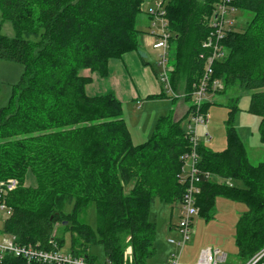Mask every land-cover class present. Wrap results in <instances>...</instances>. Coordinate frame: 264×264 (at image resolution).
Masks as SVG:
<instances>
[{
    "label": "trees",
    "instance_id": "16d2710c",
    "mask_svg": "<svg viewBox=\"0 0 264 264\" xmlns=\"http://www.w3.org/2000/svg\"><path fill=\"white\" fill-rule=\"evenodd\" d=\"M144 1L0 0L2 19L14 32L2 33L0 24V59L23 65L0 107V181L17 183L5 196L10 214L0 230L15 242L49 248L53 239L60 249L67 233L65 252L93 263L89 247L97 237L103 248L101 264H147L154 254L155 224L148 207L155 198L172 207L181 201L184 184L177 176L180 157L189 149L186 134L180 121L167 114L158 118L146 141L135 145L115 94L85 91L92 73L108 75L110 60L130 52L141 60L146 57L135 25ZM217 2L159 1L173 48L170 82L176 89L184 73L185 99L203 74L200 56L208 51L201 44ZM230 4L252 16L243 30L233 25L226 32L224 56L213 62L211 80L251 91L247 111L260 118L264 143V0ZM149 18L154 37V17ZM84 70L88 72L82 74ZM165 95L169 97L162 89L157 96ZM226 128L225 149L197 146V166L211 177L200 184L196 206L209 218L217 196L245 204L234 227L237 254L245 261L264 247V161L253 165L247 160L230 115ZM28 171L35 178L33 186L24 184ZM229 180L238 185L227 184ZM90 202L95 204V231L80 219ZM1 264L47 263L6 256Z\"/></svg>",
    "mask_w": 264,
    "mask_h": 264
},
{
    "label": "rangeland",
    "instance_id": "374dc122",
    "mask_svg": "<svg viewBox=\"0 0 264 264\" xmlns=\"http://www.w3.org/2000/svg\"><path fill=\"white\" fill-rule=\"evenodd\" d=\"M159 1L160 0H145L141 6L142 11L139 12L135 24L136 28L139 30V33L137 34L139 49L146 55V58L148 59L147 65H149V67L152 68L157 75V71H159L157 66L159 51L152 48L154 38L150 34L151 19L148 18L149 15L147 13L150 9H155L156 3ZM251 16L252 13L250 11L236 8L235 11L227 17L232 20L234 28L241 31L247 26ZM0 24L2 33L8 36L14 35L10 22L2 19L1 9ZM172 55L173 48L171 46L167 50V56L171 59ZM123 56H138V54L136 52H130ZM138 58L141 59L139 56ZM112 60L113 62H116L113 76L109 77V79L105 82L98 83L95 88L92 85H87L85 87V91L88 94L89 92L92 93L95 89H103L108 85H112L114 87L116 85L114 79H119V73L122 72V64L117 63L118 61L116 59ZM171 64L172 60L168 61L167 65L170 66ZM147 65H144V67ZM138 71L142 72V70ZM22 72L23 65L21 63L0 59V107L7 103L13 85L17 84ZM86 72H88V70L82 71V74H85ZM92 74H95L101 79L108 76L102 77L97 73ZM92 74L90 83H94L96 80H94L95 77H92ZM126 83L129 87L134 86L138 91L143 87L145 89H152L153 86H155L154 78L150 77V73L148 78L144 79V81L140 78L139 72L136 76H133L131 73L126 74ZM158 84L161 85L160 82H158ZM187 90V78L184 73H182L177 80V88L174 89L175 97L173 98H183ZM250 95L251 91L240 89L237 85L226 87L220 80V86L212 92L206 93L202 98V102L205 104V122L199 123L196 126V131L202 141V144H204V147L210 149L211 151H221L227 147L226 122L228 121L230 115L232 127L244 148L247 160L251 164L256 165L259 162L264 161V143L261 142L259 137L258 128L260 118L247 111ZM115 96L121 100L124 107L128 104V98L130 97L128 91L121 90L119 96ZM142 100L143 99H141V101ZM194 102V96H191L190 100L186 101V103ZM134 105L133 108H135ZM145 108L146 107H144V109ZM154 109L158 112V114L165 113V107L159 102L155 104ZM171 118H173L172 114ZM181 127L185 134L190 132L185 119L182 121ZM228 183L238 185V182L232 180L227 181V184ZM24 184L26 186H33L35 184V178L31 171L26 173ZM171 210L173 214V216H171L172 221L169 219ZM245 211L246 206L242 202L227 199L222 196H217L214 199L212 217L204 218L197 210L193 216L190 239L181 249L177 264H195L201 250L207 247L217 248L221 252H225L227 254L226 261L221 264H241L243 260L237 254L234 239V227L238 217ZM176 214L177 205L172 207L170 204L162 202L157 198H155L149 205L148 217L155 224L153 241L155 251L154 254L147 260V264H167V255L172 252H179V249L174 244H170L168 242V239H173L175 241L179 239V234L172 229V225L177 222ZM80 219L85 221L92 228V230H96L97 217L94 202L89 203L85 214L82 213ZM96 240L91 242L89 252L94 257L93 263L101 264L103 261V248ZM60 250L62 252L69 250V237L67 233L64 234V244Z\"/></svg>",
    "mask_w": 264,
    "mask_h": 264
},
{
    "label": "built area",
    "instance_id": "2783aa9c",
    "mask_svg": "<svg viewBox=\"0 0 264 264\" xmlns=\"http://www.w3.org/2000/svg\"><path fill=\"white\" fill-rule=\"evenodd\" d=\"M231 0H218L215 5V12L208 23L210 28L207 38L202 42V47L206 48L208 53L201 55L204 59V70L201 79L193 85L191 96L195 97V102L192 103V110L189 112L187 121L190 132L186 134L189 149L181 155L180 171L178 174V181L184 184V191L181 201L178 204L177 222L173 225L174 230L179 234L178 240L168 239L170 244H174L179 252H172L167 257V264H177L179 254L183 246L189 241L193 216L197 212L196 196L200 192V184L211 177L207 171L198 168V154L197 146L200 143L196 131V126L199 123L205 122V116L201 113V106L203 104L202 98L214 89L220 86V80L212 79L213 74L212 64L214 61L221 59L224 56V48L222 46L223 38L233 24L232 20L227 16L235 11ZM150 16L154 17L151 22L152 34L154 35V42L152 48L159 51L157 57V66L159 68L158 77L163 90L171 97H175L174 89L171 85L168 66L167 50L169 48L168 41L170 33L167 29V23L164 19V11L159 2L156 3L155 9L148 11ZM17 186L16 180L6 179L0 181V224L9 214L10 209L5 203V196L7 192L12 191ZM49 248H41L39 245L32 246L30 244L24 245L14 241V237L0 230V264L4 261L6 256H13L21 258L26 263H47V264H94L87 261L83 257L73 256L70 253L62 252L56 247L53 239L48 240ZM227 259V254L221 252L217 248L207 247L199 253L195 264H221ZM241 264H264V247L255 252L249 259L243 261Z\"/></svg>",
    "mask_w": 264,
    "mask_h": 264
},
{
    "label": "crops",
    "instance_id": "0c3cea01",
    "mask_svg": "<svg viewBox=\"0 0 264 264\" xmlns=\"http://www.w3.org/2000/svg\"><path fill=\"white\" fill-rule=\"evenodd\" d=\"M149 18V17H148ZM149 20V19H148ZM154 38V37H153ZM118 62L121 63V69L122 72L119 73V79H114L116 82V85L113 87L112 85H108L104 87L103 89H95L93 92H89L90 95L100 94L107 91L114 92L115 95L119 96V93L121 90H125L129 92V98H128V104L124 107L122 104V118L126 124V127L128 129L130 139L133 144H141L144 141L148 139L150 134L153 131L154 124L158 120V118L162 116H166L167 114H172L174 121H180V124L185 119L188 121L189 115H187L188 109L192 103H186V101H189V99L183 98H177L175 100H172L171 96L168 97V95L165 96H157L160 94L162 88V85H159L158 82H160L158 79L157 73L152 70V68L147 65V58H143L142 60L138 58V56H122L119 59H116ZM115 61V60H114ZM116 62H113V60H110L108 63V76L106 78H99L95 74H92V77L94 76V83L88 84L89 86H93L94 88L96 85L100 82H105L109 77L113 76L114 68L116 67ZM144 65H147L144 67ZM138 70H142L138 71ZM139 72L140 78L144 81V79L148 78V75L150 73V77L154 78L155 86H153L152 89H145L144 87L141 90H137L134 86L129 87L126 83V74H132L133 76H136V74ZM158 72V71H157ZM152 73V76H151ZM93 82V81H92ZM154 85V84H153ZM149 95H155L157 97H149ZM141 99H143L141 101ZM159 102L165 107V113H160L154 109L155 104ZM135 104V105H134ZM133 105L135 108H133ZM144 107H146L144 109ZM187 115V116H186ZM199 137V136H198ZM199 142L202 144V141L199 138ZM204 145V144H202ZM229 184V183H228ZM178 205H177V214L178 216ZM171 216L172 210L169 216L170 221H172ZM174 223V222H173ZM172 229H174V226L172 225ZM65 252V251H64ZM168 257V255H167ZM166 257V261H167ZM179 261V259H178ZM178 263V262H177Z\"/></svg>",
    "mask_w": 264,
    "mask_h": 264
},
{
    "label": "water",
    "instance_id": "95a60500",
    "mask_svg": "<svg viewBox=\"0 0 264 264\" xmlns=\"http://www.w3.org/2000/svg\"><path fill=\"white\" fill-rule=\"evenodd\" d=\"M65 223V222H64Z\"/></svg>",
    "mask_w": 264,
    "mask_h": 264
}]
</instances>
